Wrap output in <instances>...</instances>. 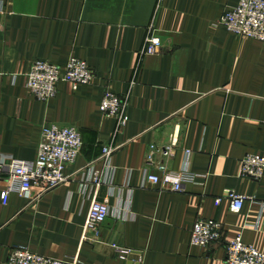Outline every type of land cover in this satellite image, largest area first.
I'll use <instances>...</instances> for the list:
<instances>
[{
	"label": "crops",
	"instance_id": "0c3cea01",
	"mask_svg": "<svg viewBox=\"0 0 264 264\" xmlns=\"http://www.w3.org/2000/svg\"><path fill=\"white\" fill-rule=\"evenodd\" d=\"M239 2L0 0V161L37 160L43 130L53 125L77 128L84 141L66 169L69 181L36 202L13 194L3 204L0 182V264L17 245L81 264H226V244L239 236L264 254L260 204L245 202L234 213L225 196L234 191L264 201V178H240L246 156H264V43L220 24ZM152 27L164 49L141 57ZM72 58L94 70L95 83L75 90L62 82L55 99L38 102L25 81L32 64L63 68ZM106 91L127 100L121 134L101 112ZM110 146L118 148L113 183L84 190L86 168L102 169ZM152 148L155 166L195 175L182 193L143 187ZM93 200H108L111 214L99 240L85 242ZM199 220L219 222L222 242L193 246ZM117 247L132 252L127 260Z\"/></svg>",
	"mask_w": 264,
	"mask_h": 264
},
{
	"label": "built area",
	"instance_id": "2783aa9c",
	"mask_svg": "<svg viewBox=\"0 0 264 264\" xmlns=\"http://www.w3.org/2000/svg\"><path fill=\"white\" fill-rule=\"evenodd\" d=\"M220 24L238 38H247L264 43V0H240L239 4L226 11ZM164 49L162 39L155 33L154 28L148 31L145 45L140 53L141 57L161 54ZM97 75L84 61L77 58L69 60L65 67L37 61L32 64L25 77L26 87L33 97L41 103H49L56 98L58 86L65 82L71 84L75 90L80 86H90L95 83ZM127 100L110 91L103 95L100 109L104 117L114 119L117 123L116 134H121L126 128L129 117L127 115ZM84 146L82 133L75 127L49 126L43 130L42 141L39 146L38 157L35 161H22L12 158L0 161V182L6 185L1 194L3 204H8L13 194L36 202L45 194L56 190L69 181L66 175L68 166L74 164ZM173 145L163 151L165 158L173 155ZM118 150L116 147L103 149L99 162L104 166L98 170L96 163L86 168L88 179L83 189L93 187L96 191L113 183L115 169L112 157ZM156 148L148 158L145 183L143 187H161L172 193H182L188 183L193 182L195 175L185 168L182 172H169L164 166L154 165ZM186 166L189 164L190 152L186 153ZM152 168L158 172H154ZM240 178L261 182L264 178V156L248 155L242 160ZM39 194L34 196V190ZM225 196L231 201V210L239 213L245 202H258L264 212V201H258L255 196H244L234 191H227ZM221 200H218L220 202ZM111 214L108 200H93L87 222L83 232V241H98L101 227ZM223 228L214 220H199L192 231L193 246L207 249L209 246L221 243ZM122 260L132 253L117 247ZM226 264H264V254L252 245L243 242L242 237L230 240L226 244ZM7 264H81L78 258L57 260L32 252L27 246H14Z\"/></svg>",
	"mask_w": 264,
	"mask_h": 264
},
{
	"label": "water",
	"instance_id": "95a60500",
	"mask_svg": "<svg viewBox=\"0 0 264 264\" xmlns=\"http://www.w3.org/2000/svg\"><path fill=\"white\" fill-rule=\"evenodd\" d=\"M130 264H132V263H130Z\"/></svg>",
	"mask_w": 264,
	"mask_h": 264
}]
</instances>
